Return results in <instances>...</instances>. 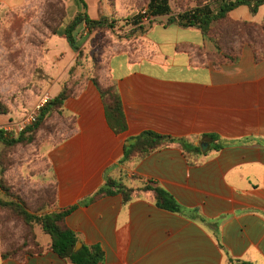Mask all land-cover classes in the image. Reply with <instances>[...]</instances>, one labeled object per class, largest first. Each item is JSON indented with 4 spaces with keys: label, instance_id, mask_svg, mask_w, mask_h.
Here are the masks:
<instances>
[{
    "label": "crops",
    "instance_id": "0c3cea01",
    "mask_svg": "<svg viewBox=\"0 0 264 264\" xmlns=\"http://www.w3.org/2000/svg\"><path fill=\"white\" fill-rule=\"evenodd\" d=\"M29 3L0 0V13L23 10ZM231 15L261 23L264 6L256 15L246 6ZM194 31L200 30L157 19L144 37L135 39L140 41L137 48L123 46L113 52L100 83L115 87L126 131L117 134L112 129L93 83L80 88L65 104L69 124L59 131L58 147L44 153L47 164L39 188L48 191L54 179L58 205L67 208L97 192L105 174L120 177L115 165L128 138L145 131L175 138L215 134L224 147L216 151L208 145L198 165H190L175 145L131 164L128 177L155 181L183 207L210 221L221 219L222 248L210 226L158 208L153 194L128 205L117 195L80 207L67 220L83 245L101 246L105 259L100 264H229L230 258L264 264V57L257 61L254 49L239 43L238 61L216 66V52L207 49L201 31L199 41L189 39ZM198 47L208 54L205 65ZM178 59L181 70L176 69ZM12 119L2 118L0 129L17 120ZM3 148L0 143V153ZM50 242L41 241L47 248ZM7 248L0 238V264H72L50 249L3 259Z\"/></svg>",
    "mask_w": 264,
    "mask_h": 264
},
{
    "label": "trees",
    "instance_id": "16d2710c",
    "mask_svg": "<svg viewBox=\"0 0 264 264\" xmlns=\"http://www.w3.org/2000/svg\"><path fill=\"white\" fill-rule=\"evenodd\" d=\"M83 10L66 25H61L52 29V34L64 38L74 53L81 55L82 50L78 44L77 30L84 26L89 33L98 30H114L116 21L103 16L100 19H92L86 12V5L83 0ZM195 6L180 13H174L171 0H149L147 11L138 14L128 20V26H132L127 38L144 37L149 29L160 17H167L168 25H177L181 28H196L204 36L210 38L216 46L215 61L216 66L223 64H235L239 55L234 48L233 39L226 38L225 32L235 28L236 39L241 45H249L255 51L257 61L264 57V18L261 23H254L243 20H235L231 13L239 7L246 6L253 15L264 6V0H195ZM149 16L148 22L144 23V18ZM224 25L226 31H221ZM216 28H219L216 30ZM216 34V35H213ZM237 40V41H238ZM198 56L205 65L208 55L204 48H197ZM93 84L99 89L104 102L107 119L110 126L117 134H122L127 129L126 117L123 111L121 99L114 86L104 88L100 83V76L94 78ZM83 85V84H82ZM76 90L65 86L63 90L42 109L37 117L36 123L26 128L17 137L10 136L0 129V143L4 145L0 153V214L5 213L13 222L20 223L25 232L21 245L15 244L8 230H2L1 240L8 243L7 250L3 253V259H22L26 256L41 255L46 250H52L61 259L72 264H100L105 259V253L101 246L93 245L77 250V245L81 242L80 234L71 229L67 224V219L80 207L88 206L106 197L120 195L124 205H128L135 199L145 194L151 193L154 196L155 204L158 208L182 216L193 217L203 224L211 227L213 234L222 248L220 234L218 231L221 219L210 221L203 217L197 210H189L183 207L175 197L152 180H141L139 176L128 177V169L133 163L142 161L155 152L162 151L173 146H179L190 165H198L201 158L207 155V150H203V145L208 144L211 149L219 151L224 145L219 136L215 134H204L200 137L175 138L169 135H162L154 131H145L137 136L128 138L124 145L123 157L115 165L120 170V177L115 179L105 174L104 185L92 196L81 200L76 205L59 208L57 185L51 188L37 199V208L33 209L28 202L19 194L12 193L13 187L7 184L6 172L14 165V155L18 152V147L33 145L38 140L42 130H47L48 134L57 135L50 131L48 125L54 115L64 117L65 104L68 100L76 98ZM8 108L0 101V115H8ZM54 130V129H53ZM55 137V136H54ZM213 145V146H212ZM54 194H52V189ZM41 229L43 234L51 238L47 247L42 245L37 236V229ZM229 264H250L240 260L229 259Z\"/></svg>",
    "mask_w": 264,
    "mask_h": 264
},
{
    "label": "rangeland",
    "instance_id": "374dc122",
    "mask_svg": "<svg viewBox=\"0 0 264 264\" xmlns=\"http://www.w3.org/2000/svg\"><path fill=\"white\" fill-rule=\"evenodd\" d=\"M194 1L171 0L173 12L180 13L194 7ZM83 2L90 18L109 17L116 21V27L114 30L89 33L81 26L76 33L82 50L81 55L74 53L64 38L52 34L53 28L66 25L83 10V4L79 0H30L23 10L0 13V101L9 111L8 115H0V120L7 116L14 118L12 121L21 120L32 111L43 95L47 94L50 101L65 86L76 90L77 94L80 88L93 83L94 78L101 76L115 50L123 46L134 50L140 44L134 37L127 38L132 29L127 21L138 14L146 13L149 0ZM241 12V9L235 11L234 16H239ZM167 20V17L158 18V21L163 23ZM220 30L226 31L224 25ZM225 33L226 38L235 40L231 45L235 48L240 42L236 39L235 28ZM199 36L200 31L188 35L189 39L195 41H199ZM203 38L207 49L216 52L214 42L207 36ZM175 65L177 70H181L183 64L178 59ZM174 74L178 75L177 72ZM67 123L65 117L54 115L48 125L50 131L57 135L50 136L47 130H42L36 143L18 147L19 150L13 158L14 165L6 172L7 184L13 187L12 193H19L33 209L37 208V199L40 200L45 193L39 188L43 181L40 174L47 164L44 153L58 147L59 131L61 128L66 131ZM53 183L56 186L54 179ZM54 190L53 188L52 194ZM58 207L60 208L59 205ZM2 230H8L9 234L13 235L15 244L23 243V226L11 221L5 213L0 214V231ZM37 231L43 243L50 241V237L44 235L39 228Z\"/></svg>",
    "mask_w": 264,
    "mask_h": 264
},
{
    "label": "built area",
    "instance_id": "2783aa9c",
    "mask_svg": "<svg viewBox=\"0 0 264 264\" xmlns=\"http://www.w3.org/2000/svg\"><path fill=\"white\" fill-rule=\"evenodd\" d=\"M149 16L147 15L144 18V23L148 22ZM49 96L47 94L43 95L38 104L33 107L32 111L21 120H15L14 122L9 123L7 126L2 128L4 132H6L10 136H17L21 132H23L26 128L33 125L37 121V117L39 116L42 109L49 102Z\"/></svg>",
    "mask_w": 264,
    "mask_h": 264
},
{
    "label": "water",
    "instance_id": "95a60500",
    "mask_svg": "<svg viewBox=\"0 0 264 264\" xmlns=\"http://www.w3.org/2000/svg\"><path fill=\"white\" fill-rule=\"evenodd\" d=\"M208 147V144H204L203 145V150H206V148ZM83 247V244L80 242L78 245H77V250L81 249Z\"/></svg>",
    "mask_w": 264,
    "mask_h": 264
}]
</instances>
